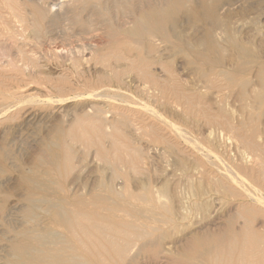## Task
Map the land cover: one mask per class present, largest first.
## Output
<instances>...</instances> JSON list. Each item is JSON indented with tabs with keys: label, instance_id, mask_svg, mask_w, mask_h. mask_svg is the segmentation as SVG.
Wrapping results in <instances>:
<instances>
[{
	"label": "bare ground",
	"instance_id": "bare-ground-1",
	"mask_svg": "<svg viewBox=\"0 0 264 264\" xmlns=\"http://www.w3.org/2000/svg\"><path fill=\"white\" fill-rule=\"evenodd\" d=\"M236 1L213 0L209 8L211 22L203 25L205 36L209 38L205 51L200 49L202 38L190 43L189 39L185 41L179 37L182 30L178 28V16L181 11L188 9L190 0H145L138 7L131 29L115 28L108 23L113 40L107 50L93 55L95 63L110 67V71L101 77L103 80L118 84L124 73L132 72L135 80L143 83L141 89L144 92L156 91L155 96L163 104L176 109L184 121H191L196 128H204L208 135L216 132L215 142L220 149V146L224 148L227 157L224 159L213 149L203 146L197 142L200 138L196 141L188 136L181 127L167 121L143 101L130 103L117 98L115 94L122 91L113 88L115 98L111 94L113 98L109 99L105 94L108 99L106 107L89 106L91 113L86 111L75 116L68 127L59 133L56 137L58 150L51 164L64 177L74 166V143L79 142L90 148L94 146V155L105 165L104 168L111 167L112 170V184L111 178L110 182L107 179L109 183L104 184L108 196L93 192L87 197L72 196L63 204L51 202L49 198V201L45 200L48 202L49 223L43 227L44 221L31 209L24 214L26 224L32 222L31 226L25 222L20 227L0 224V235L12 232L6 245L2 249L0 247V264H264V61L240 42H235L226 29L227 25L219 17V11H228L237 4ZM26 5L38 23L56 17L55 13L50 14L48 9L34 3L0 0V22L6 9L20 20L25 19L22 11ZM55 5H58L57 16L62 18L69 14L75 23L84 26L87 23L78 16L79 6L101 7L97 12L99 15H103L105 10L100 0H58L53 2ZM220 27L227 32L228 40L235 46V53L229 58V68L218 57L221 46L213 41V35L217 34L216 29ZM172 37L175 38L172 51L182 55L176 62L177 70L182 75L186 66H193L203 84L202 91H187L181 75L175 74L170 68L159 69L164 73L161 76L150 69L156 63L155 54L166 47L168 39ZM209 51H214L217 56H212ZM119 62H124L122 69L113 67L112 64ZM249 74L253 75V80ZM99 91L101 94L102 90ZM91 94L93 98H100L104 93ZM229 97L238 102V107L231 109L225 105ZM60 100L66 101L65 98ZM4 108L0 111V117L8 113V109ZM145 113L154 118L156 123L149 126L145 121ZM148 128L154 133L151 137L156 144L159 141L173 153L190 159L193 172H184V176L187 173V177H195L205 184L198 197L207 195L210 201H218L211 216H204L207 219L202 225L197 223L198 226L185 232L172 233L169 226L174 222L172 207L163 200L166 198V186L156 190L143 178L136 183V178L143 176V158L140 151L137 152L138 149L136 151L131 146L127 134L138 136ZM167 155L171 156L169 153ZM132 181L137 184L136 188L130 187ZM24 182L34 194L36 190L32 184L35 181L24 178ZM58 227L62 230H57Z\"/></svg>",
	"mask_w": 264,
	"mask_h": 264
},
{
	"label": "rangeland",
	"instance_id": "rangeland-1",
	"mask_svg": "<svg viewBox=\"0 0 264 264\" xmlns=\"http://www.w3.org/2000/svg\"><path fill=\"white\" fill-rule=\"evenodd\" d=\"M19 1H24L28 4L34 3L45 7L51 12L50 14L55 13L56 17L38 23L34 14L31 13L29 6L26 5V8L22 11L25 15V19L21 18L23 21L6 9L3 12V19L0 22V111L3 110L4 107H6L4 109H8L7 117H0V224L10 225L11 227L23 226L24 222L25 224L27 223L24 214L27 210L31 209L40 220L44 221L45 224L42 221L44 224L42 225L43 227L49 223L48 202H45V200L49 201V198L51 202L63 204L72 196L87 197L93 192H99L104 196H108L104 184L110 182L109 179L111 178L112 170L111 167H109L110 169L108 167H106L107 169L104 168L105 165L103 166L98 156L94 155L96 153V148L94 146H92L91 149L90 147H85L83 144H79V142H76V144L74 143V166L72 170L65 175L66 178L65 176L61 177L58 172L52 168L51 164L54 160V153L58 150L56 137L59 136L62 130L68 127L71 120L75 116L82 115L83 112L89 111L91 113L92 109L89 110V106L106 107L108 102L107 98L111 99L112 96L115 98V95L119 99L123 98L124 100L126 99L127 102L130 101V103H142L143 101V103L153 108L159 115H162L163 118L165 117L167 121L170 123L172 122V124L179 128L181 127L188 136L196 141L200 138L197 142L205 147L213 149L224 159L227 157L226 153L223 152L224 148L220 146V149L216 143V137H214L216 132L208 135L204 128H196L191 121H184L180 113L175 111L176 109L170 105L163 104L155 96L156 91L149 90V92H144L141 89L143 83L136 81L132 72L124 73L121 78L122 82L120 80L118 84L101 78L110 71V67L95 63L93 55L97 52L107 50L109 43L113 40L108 31L109 24L123 30L131 29L133 20L137 16L136 12L138 11V7L143 4L145 0H100V3L105 7L103 15L97 13L101 7L79 6L77 11L78 16L87 23L86 26L82 23H75L72 16L69 14L62 18L61 16H57L59 13L58 5L53 6V2L56 3L58 0ZM225 1L233 3V0ZM235 1L236 0H234V2ZM239 1H241V3ZM245 1L246 0H238V2L236 1L237 4L228 11H219V17L227 25L226 29L235 42H240L248 51L253 54L255 53L261 61H264V0ZM213 3V0H208L206 2L202 0H190V8L188 7V9L181 11L178 16V28L182 30L179 36L180 39L183 38L182 40L185 41L189 39L188 42L193 43L197 39L202 38L203 45L200 48L202 51L207 50L206 46L209 42V38L205 36L203 25L211 22L209 8ZM187 10L189 11L185 14ZM222 27L224 26L222 25ZM222 27H220L221 29H216L217 34L218 31L219 34L213 35V41L221 46L218 57H220L224 62L223 64L227 65L229 68L231 67L229 66V58L235 53V46L228 40V34ZM62 29L64 30L62 31ZM172 41H175L174 37L168 39L166 47H163L162 50L157 52L154 56L156 63H154L150 69L157 76L164 74L161 70L165 67L170 68L177 75L179 73L176 62L182 55L172 51ZM209 52L212 56H217V53L214 51ZM90 54H92V56ZM112 65L117 69H122L124 62ZM183 72L182 75L179 74L184 80V88L187 91L197 93L204 89L193 66H186ZM249 78L251 80L254 79L252 74H249ZM100 84L102 86H100ZM113 88L115 90L118 89L119 92H124H121V95H113ZM99 90H102V93H104H101L103 97L100 96V98H98L99 96H96L93 98L90 96L93 91V94L101 95L99 93L101 91ZM106 90L109 91L106 92ZM93 94L91 95L93 96ZM105 94L109 97L106 98ZM111 94L112 96L110 97ZM64 98L66 101L64 100L62 102L60 99ZM49 99H51L53 103L50 102ZM227 100L225 105L228 108L231 107V109H235L238 107L239 104L235 99L229 97ZM212 105H214V103ZM7 106L11 107V109ZM145 115V121L149 126L156 123L154 118L150 117L148 113H145ZM45 116L47 119H45ZM108 116L111 118L110 115H107V117ZM47 122L49 123L47 124ZM146 131H149V133H146ZM143 132L138 136L132 133L127 134L129 135L128 138L130 142H132L131 146L136 151L138 149L137 152L140 151L139 154L143 158V176L141 178L139 177V179L136 178V183L138 180L144 179L149 182L154 189L156 188V190H162V188L166 186V189H164V193L166 192L164 198H166L163 200L167 205L172 207L174 222L169 225L173 231L172 233L180 234L196 225L198 226V224L199 226L202 225L204 221L211 216L213 209L218 206V201H210L209 198L206 197L207 195L202 198L198 197V193L202 191L205 184L201 181L199 182L195 177L186 176L187 173H191V168H193L188 157H182L181 154L176 152L173 153V151L167 149L166 146H162L163 144H160L159 141H157L156 144V141H154L155 139L153 140V137H151V135L154 136V133L150 131L149 128ZM200 134H202V136L198 137ZM211 138L215 139L210 141ZM168 153L172 157L167 155ZM176 161H178V163ZM179 161L182 162V167ZM184 164L187 165V167ZM183 168L186 170L184 171ZM180 172L182 173L180 174ZM184 172H187L185 176ZM177 175H179L180 178H178ZM24 178H31L32 181H35V185L32 184L36 190L34 194H31L28 184L24 182ZM107 179L109 182H107ZM101 180L103 181L101 182ZM112 181L111 178V184ZM132 184L130 185L131 188L133 186V188L137 187L134 181H132ZM44 185L49 188H46ZM87 193L88 195H86ZM55 199H57V201ZM203 201H205V206L202 204ZM30 206L32 207L30 208ZM204 216H207V218ZM173 224H176L177 227ZM26 225L31 226L32 222ZM209 228L215 227L209 226ZM56 229L62 230L59 227ZM11 233L12 232H10V234L0 235L1 249L6 245ZM1 249L0 254L2 253Z\"/></svg>",
	"mask_w": 264,
	"mask_h": 264
}]
</instances>
